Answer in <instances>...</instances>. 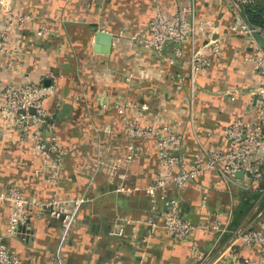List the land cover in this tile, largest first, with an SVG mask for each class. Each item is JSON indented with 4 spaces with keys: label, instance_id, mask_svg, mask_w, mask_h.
Masks as SVG:
<instances>
[{
    "label": "crops",
    "instance_id": "1",
    "mask_svg": "<svg viewBox=\"0 0 264 264\" xmlns=\"http://www.w3.org/2000/svg\"><path fill=\"white\" fill-rule=\"evenodd\" d=\"M160 5L169 18L192 6L187 18L217 26L212 36L200 34L183 45L186 55L204 46L211 68L194 72L189 64L180 60L169 64L154 50L134 44V37L149 36V23L156 13L154 0H0V22L9 13L34 16L12 36L10 52L0 55V91L3 84H21L24 73L34 80L55 78L45 107L65 153L59 193L64 198L86 199L67 233L49 213H31L22 234L6 239L23 262L44 264L59 255L63 264H260L258 248L235 243L233 231L264 220V177L252 183L208 171L185 188L170 192L181 199L182 215L194 223H206L220 211L228 217L227 232L193 235L201 259L190 242L178 241L161 228L150 233L145 221L161 222L165 208L161 197L153 210L144 193L117 191L116 173H126L124 183L133 187L148 184L162 171V150L152 136L135 140L142 152L126 163L130 139L118 106L129 101L136 104L127 107L126 114L130 119L138 115L144 126L160 122L176 126L188 160L200 156L205 161L206 151L229 149L225 129L236 116L248 117L247 108L260 81L247 60L253 44L228 34L236 18L251 21L247 6L234 0H160ZM40 25L49 28L45 36L38 35ZM101 30L113 36L106 54L94 49ZM210 39L220 43L217 53ZM142 105L147 106L143 112ZM1 113L0 128L7 132L0 142V191L17 184L36 200L51 199L55 185L37 173L44 168L42 154L20 142V131L8 127ZM8 217L9 204L0 202V239ZM120 218L139 222L137 238L129 227L123 237L109 235Z\"/></svg>",
    "mask_w": 264,
    "mask_h": 264
},
{
    "label": "built area",
    "instance_id": "2",
    "mask_svg": "<svg viewBox=\"0 0 264 264\" xmlns=\"http://www.w3.org/2000/svg\"><path fill=\"white\" fill-rule=\"evenodd\" d=\"M234 1L242 6L260 5L262 8L261 23L239 17L228 28L229 36L242 37L248 44H253L252 53L247 60L253 63L260 81L252 93L247 108L248 117L236 116L225 129L230 143L228 150L206 151L205 161L200 156L190 161L183 146L184 138L178 133L176 126L164 122H160L158 126H144L138 115L130 119L126 114V108L136 104L129 101L118 106L130 139L126 163L137 159L142 152V147L136 144L135 140L152 136L157 139L162 150L160 156L162 171L155 173L148 184L133 187L124 183L128 178L126 173H116L120 181L117 191L128 194L132 191L144 193L150 198L153 210H156L157 199L161 197L165 201V208L159 216L161 222L152 218L145 221L151 230L150 233L161 228L166 235L178 241L190 242L199 259L203 255L199 253L198 241L193 235L196 232H227L230 226L228 217L225 212L220 211L206 223H194L182 215L181 199L171 197L170 192L173 189L185 188L208 171L220 172L231 180L237 178V172L243 171L244 179L252 183L264 177V0ZM154 2L156 13L149 23V36L134 37V44L154 50L169 64H175L177 60L189 64L194 72L211 68V57L205 52L204 46H196L190 55H186L183 45L189 40L194 41L200 34L209 33L212 36L217 26L212 22L187 18V13H193L192 6L184 7L182 11L169 18L164 15L160 0ZM33 19L34 16L29 14L9 13L0 22V55L10 52L9 42L12 36ZM48 32L49 28L46 25L39 26V36H45ZM258 38L261 39V43L258 42ZM210 45L216 53L221 48L216 39H210ZM170 48L168 53L167 50ZM54 82L55 78L51 75L34 80L29 74L24 73L21 84H3L0 91L2 117L8 127L20 131V142L28 144L33 152L42 154L44 168L37 173L44 175L57 189L55 196L47 201L34 199L17 184H11L0 191V202L9 204L6 233L0 239V264H36L32 260L23 262L17 252L6 243L7 238L19 237L22 234L21 228L31 213L36 215L49 213L52 218L61 222L63 230L67 233L76 222L78 209L86 202L85 198H64L59 193L63 189L61 174L65 153L58 142L52 115L45 107L46 98L54 92ZM146 108V105H142V112ZM6 132L0 128V142L6 136ZM203 205L205 207L207 205L206 198ZM128 227L132 230V236L137 238L139 222L130 218H120L116 227L109 231V235L123 237ZM233 235L234 242L242 247L258 248L260 264H264V220L241 226L233 231ZM44 264H63V260L56 255Z\"/></svg>",
    "mask_w": 264,
    "mask_h": 264
},
{
    "label": "water",
    "instance_id": "3",
    "mask_svg": "<svg viewBox=\"0 0 264 264\" xmlns=\"http://www.w3.org/2000/svg\"><path fill=\"white\" fill-rule=\"evenodd\" d=\"M113 36L107 31H99L96 35L94 49L98 53H109L112 47ZM244 172L239 171L236 173V177L243 178Z\"/></svg>",
    "mask_w": 264,
    "mask_h": 264
},
{
    "label": "trees",
    "instance_id": "4",
    "mask_svg": "<svg viewBox=\"0 0 264 264\" xmlns=\"http://www.w3.org/2000/svg\"><path fill=\"white\" fill-rule=\"evenodd\" d=\"M248 14H250V17H251V22H254V23H261V17H262V8L260 5H257V6H252V5H249L247 6L246 8ZM264 186H262L263 188Z\"/></svg>",
    "mask_w": 264,
    "mask_h": 264
}]
</instances>
